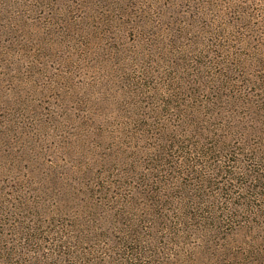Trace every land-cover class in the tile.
<instances>
[{"label":"rangeland","instance_id":"1","mask_svg":"<svg viewBox=\"0 0 264 264\" xmlns=\"http://www.w3.org/2000/svg\"><path fill=\"white\" fill-rule=\"evenodd\" d=\"M0 264H264V0H0Z\"/></svg>","mask_w":264,"mask_h":264}]
</instances>
